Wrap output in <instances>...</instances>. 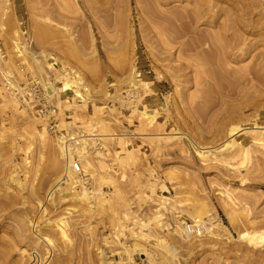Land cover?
<instances>
[{
  "label": "rangeland",
  "instance_id": "rangeland-1",
  "mask_svg": "<svg viewBox=\"0 0 264 264\" xmlns=\"http://www.w3.org/2000/svg\"><path fill=\"white\" fill-rule=\"evenodd\" d=\"M256 140L264 0H0V264H264Z\"/></svg>",
  "mask_w": 264,
  "mask_h": 264
},
{
  "label": "bare ground",
  "instance_id": "bare-ground-1",
  "mask_svg": "<svg viewBox=\"0 0 264 264\" xmlns=\"http://www.w3.org/2000/svg\"><path fill=\"white\" fill-rule=\"evenodd\" d=\"M36 28H37V26H36ZM40 36L42 38H46L48 36V32L47 31H42V33H40ZM222 50H223V52L225 51V49H222ZM195 58L197 59V62H198L197 64H198V67L199 68H204L206 70L207 68L210 67L209 66V58L207 56H205V55H203V56L196 55ZM66 79H67V82L64 85V90L69 89L71 87L72 83L77 84L78 88L85 87L82 80H71L69 76H67ZM135 81H136V76H132L131 82L135 83ZM49 86L52 87L55 92H57V89L55 88V86L53 85V83L49 82ZM53 89H52V91H53ZM76 92H77L78 96H81L80 89H76ZM142 116L145 119H149L151 116L154 117V113H152L151 111H147L146 110V111H143L142 112ZM105 127L106 126H103V130H102L103 132L102 133L94 135L95 137H93L92 139H100V140H102V139H108L109 137H113L114 136L113 134H110L108 132H105L106 131L105 130ZM240 128H241V126H236V127L232 128V130H231L232 135L238 133L241 130ZM254 131H256V130H254ZM61 139H63V138H61ZM71 139H75L76 140V137H72ZM79 139H81V140L83 139L84 140V135H80ZM256 141H259V143H260L261 140H256ZM260 144H264V143L262 142ZM71 145L72 144H65L64 147L61 146V145H59L57 148H58V151H59V154H60V158L57 159L56 157H52L53 164H54V167L55 168H57L59 170L60 168H62V163H63L64 164V169H65V174L62 177H60L58 179V181H57V186H58L57 187V190H61V185L63 183H67L68 178H73L74 179V177H75L74 173L75 174L77 173L75 171V169H74V166H73L74 163L76 162V159H75L76 158L75 157V151L76 150H75V148L71 147ZM245 149L246 150H244V151L247 154L248 151H250L249 150L250 147L248 146ZM81 154H83L82 151H81ZM79 176H82V175H79ZM81 179H82V177H81ZM78 180H80V178ZM108 181L109 180H108V178L105 175L99 176V178L96 180V183H95V188H94L95 190H93L91 192H88V196H87L88 198L87 199L79 198V200H81L82 202H84L86 200L91 199L90 200L91 202H95L96 199L99 197V195L104 193L103 185L106 182H108ZM87 190H88V188H87ZM92 193H93V195H92ZM87 202H89V201H87ZM195 220L197 222L196 224L202 225L204 227L209 226V225L205 224L203 217L200 216V215H198L195 218ZM57 227L59 228V230L61 231V233L65 235V230H64L63 226L61 224H58ZM207 232L208 233L211 232V227L210 226L207 227ZM194 237H197V236H194ZM242 238H245V237H242ZM248 239L250 241H252V242L253 241L259 242V240H264V234H262V235H255L254 234L252 236H249Z\"/></svg>",
  "mask_w": 264,
  "mask_h": 264
},
{
  "label": "built area",
  "instance_id": "built-area-1",
  "mask_svg": "<svg viewBox=\"0 0 264 264\" xmlns=\"http://www.w3.org/2000/svg\"><path fill=\"white\" fill-rule=\"evenodd\" d=\"M36 21L35 20H31L28 23V29L29 31L33 32L34 30H36ZM72 141L75 139H71ZM74 169L77 173H83L84 169L81 165L80 161H76L74 163ZM106 167L108 168V170H113L114 169V161L112 159H107L106 160ZM207 227H204L202 225L199 224H187L186 226V232L188 234V236H199L202 235L204 233V231L206 232Z\"/></svg>",
  "mask_w": 264,
  "mask_h": 264
}]
</instances>
